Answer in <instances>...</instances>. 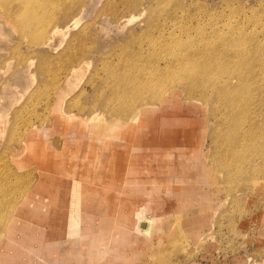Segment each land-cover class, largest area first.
<instances>
[{"label":"rangeland","instance_id":"rangeland-1","mask_svg":"<svg viewBox=\"0 0 264 264\" xmlns=\"http://www.w3.org/2000/svg\"><path fill=\"white\" fill-rule=\"evenodd\" d=\"M209 57L222 76L241 75L248 64L244 112L233 113L197 77L190 76L191 88L172 74ZM67 122L145 126V139L184 153L182 177L203 164L216 201L201 198L186 210L170 201L166 212L159 206L152 236L141 240L142 264H264V0H0V243L9 253L3 264H38L27 255L37 242H26L32 229L24 223L42 235L48 222L47 238L66 227L76 200L73 173L85 161L76 160L73 146L64 148L75 137ZM38 141L40 161L27 159L26 144ZM85 162L93 173L100 169L99 177L78 179L99 191L112 167L108 153ZM41 182L44 189L32 197L49 200L39 201L48 216L24 213L26 196ZM85 204L71 207L80 225L88 220ZM92 205L97 229L104 206Z\"/></svg>","mask_w":264,"mask_h":264},{"label":"crops","instance_id":"crops-1","mask_svg":"<svg viewBox=\"0 0 264 264\" xmlns=\"http://www.w3.org/2000/svg\"><path fill=\"white\" fill-rule=\"evenodd\" d=\"M61 123L64 124L65 120L62 119ZM66 124L70 125L69 130H74L71 131V135L75 137L69 136L70 138L66 141L64 148L69 149L73 146L74 150L79 152L76 160H81L80 157H84L86 161L90 156L93 159L108 153L112 167L103 174L105 182L101 187L99 186L100 190L98 191L83 186L85 183L81 182L78 177L90 184L94 182H90L91 179L99 177L100 173L97 172L100 169L92 168L95 171L93 173L85 165V161L80 164L81 166L74 163L75 168L79 166L78 168L82 169L81 171L76 169L73 173L75 176L72 179V189L76 200L68 205L69 219L66 227L64 226L65 229L63 227L64 230L59 231V236L47 238L46 235L51 230L50 227L46 226L48 222L41 224V227L42 225L44 227L39 228L42 235H35L33 224L24 223L32 229L31 238H26V242H37L36 246L26 247L28 250L27 255L29 259H33V257L38 259V264H142L141 259L145 256L144 251H142L144 248L141 246L144 243L142 242L143 238L152 236H147L142 230L151 228L154 231V226L159 220L162 208H165V212L168 211L170 209L168 206L172 205L170 201H173V206L178 210L188 209L195 200L201 198H206L211 202L216 201L214 192L206 184L207 175L203 169V164L201 163L200 166L195 167V170L188 173L194 179L193 182L204 183L207 187L202 184V186H199V184L184 186L190 178L188 175L187 177L181 176V174L187 172L184 161L180 160L184 153L180 154L181 151H179L173 154L174 150H171L169 145H163L164 141L162 140L145 139L147 137L145 126H141L142 128L138 130L137 127L131 125L125 128L120 126H114L113 128L105 126L73 128L71 122ZM124 129V134L119 135V131ZM138 133L144 135V138L139 141L137 140ZM115 138L122 139L125 142H118ZM140 144H145V147H140ZM89 147L94 151L89 150V153H84ZM43 152L39 141L26 144L25 156L27 159L40 161V154ZM80 152L82 153L80 154ZM166 158H168L167 161ZM62 163L64 162L57 164L61 165ZM22 165L26 166L24 162L21 163ZM41 183L35 189V193L26 196L23 204L24 213L28 214L35 210L41 212L44 216H48L45 214L49 211L46 204L39 201L49 200L47 198L40 200L32 197L36 193L38 195L44 189V182ZM97 194L99 196H95ZM75 203L77 208V204L86 203L88 210V213H84L88 220H85L81 225L78 223L80 220H75L73 214H71V207H74ZM95 203H102L106 208L101 207L104 211L99 219L97 229L93 227L96 208H93L92 204ZM124 205L129 211L128 213L124 211L122 215L121 207ZM159 206L161 207L160 212L158 211ZM146 211H151L149 217H146ZM149 218L153 220V225L147 222ZM139 221L143 222L139 223ZM10 236L12 239L13 232ZM21 239L23 240V238H20V241H22ZM0 246L2 247H0V264H3L6 263V255L9 253H6L8 250V248L6 250V243H0ZM3 247L5 250H3Z\"/></svg>","mask_w":264,"mask_h":264},{"label":"bare ground","instance_id":"bare-ground-1","mask_svg":"<svg viewBox=\"0 0 264 264\" xmlns=\"http://www.w3.org/2000/svg\"><path fill=\"white\" fill-rule=\"evenodd\" d=\"M70 5H72V4H70ZM61 13H63V12H61ZM44 26H45V30H44V32H45V31H47L48 23H46V25H44ZM58 26L59 25H55L54 26V31L52 32L54 35L55 34L56 35L59 34ZM65 28L67 30H69L70 26H67ZM49 35H51V33ZM169 66L173 67L174 65L170 64ZM242 66L245 68L242 71H244L246 74H249V70L247 69L248 68L247 67L248 64L247 63H243ZM187 69H188L189 74H187L185 76H181V77L178 78L177 73L183 72V71H185ZM220 70H221V68H215L214 63H213V59H211L209 57V58L204 59V61H202L201 65H199L198 67L192 66V62L185 63L183 70H181L179 72L173 71L172 74H173V76H175V79H179V82H178L179 84H186V86L190 85L191 88L194 87V85L191 84L192 78H190V76L193 75V76L197 77V79H199V81H201L202 83H204V84H206L208 86V89L211 91L212 96H218L219 97V96L222 95V99L224 100V103L226 104V107H229V109H232L233 113H235L236 111H239L241 109L244 112L247 96H249L250 93H251L250 83H251V80H252V75H246L243 72L240 73L241 75H239V74L238 75H233L232 71H230V72L227 71L229 75L222 76L223 74H222V72ZM245 70L248 71V72H246ZM172 80H174V78ZM171 86H172V84H171ZM152 97H153V99L155 98V93L153 94ZM138 115L136 117H138ZM154 141H157V139L155 138ZM140 211H141V209H140ZM141 222H143V221H141ZM141 222L139 221V223H141ZM137 227H138V224H137ZM135 228H136V225H135ZM139 228H140V226H139ZM142 231L146 235L147 234L150 235V233H151L150 228H148V229L145 228ZM138 234H139V232H138ZM139 238H140V236H139Z\"/></svg>","mask_w":264,"mask_h":264},{"label":"water","instance_id":"water-1","mask_svg":"<svg viewBox=\"0 0 264 264\" xmlns=\"http://www.w3.org/2000/svg\"><path fill=\"white\" fill-rule=\"evenodd\" d=\"M141 226H143V224H141Z\"/></svg>","mask_w":264,"mask_h":264}]
</instances>
